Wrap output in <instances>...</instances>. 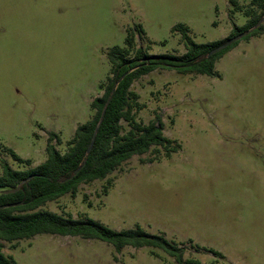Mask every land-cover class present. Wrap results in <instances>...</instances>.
Returning <instances> with one entry per match:
<instances>
[{"label":"rangeland","instance_id":"374dc122","mask_svg":"<svg viewBox=\"0 0 264 264\" xmlns=\"http://www.w3.org/2000/svg\"><path fill=\"white\" fill-rule=\"evenodd\" d=\"M246 8L251 0H237ZM247 18L229 0H0L1 160L26 170L61 153L103 94L107 53L140 25L136 46L181 56L177 24L197 43L227 38ZM215 76L157 70L136 80L139 122L159 118L177 149L134 156L40 209L122 231L140 226L197 264H264V34L215 62ZM127 130V124L122 122ZM13 150L28 164L9 155ZM18 264H179L163 251L42 234L2 242Z\"/></svg>","mask_w":264,"mask_h":264},{"label":"trees","instance_id":"16d2710c","mask_svg":"<svg viewBox=\"0 0 264 264\" xmlns=\"http://www.w3.org/2000/svg\"><path fill=\"white\" fill-rule=\"evenodd\" d=\"M233 12H242L247 18L242 26L233 24L230 35L219 41L197 43L189 34V28L177 24L172 32H178L186 52L176 55H150L136 46L138 33L145 34L140 26L126 30L124 46H114L107 53L109 75L101 85L103 94L91 103L93 118L79 125L67 149L61 153L53 145L56 135L50 133L47 144V159L40 165L26 170H15L1 160L0 174V264H18L3 253L2 242L29 240L37 235L48 234L63 237H79L97 240L111 245L116 252L125 247H148L163 251L179 264H197L183 261L184 250L162 235L146 232L140 226L117 231L90 218L74 219L52 211L40 209L70 193L75 194L81 183L103 181L134 156H141L161 147L166 157L177 149L164 136L159 118L148 124L137 121L136 112L141 109L138 95L131 91L133 83L157 70L175 71L179 74L215 76V62L231 51L242 40L264 34V0H251L243 8L237 0H229ZM253 29V30H251ZM251 30V31H249ZM249 31V32H248ZM244 36L237 42L213 56L208 54L231 38ZM104 112V118L90 153H87L92 137ZM127 124V130L122 125ZM9 155L19 164H28L13 150ZM80 171L74 175L75 171ZM20 186V190L8 193Z\"/></svg>","mask_w":264,"mask_h":264},{"label":"water","instance_id":"95a60500","mask_svg":"<svg viewBox=\"0 0 264 264\" xmlns=\"http://www.w3.org/2000/svg\"><path fill=\"white\" fill-rule=\"evenodd\" d=\"M263 21H264V17H263L262 20L258 23L257 26H259L260 24H262ZM251 30H253V29H251ZM251 30H249V31H251ZM249 31H248V32H249ZM243 36H244V34H242V35H238V36H235V37L231 38V39H230L229 41H227L226 43H224V44L220 45L219 47L213 49V50L208 54V56L210 57V56H213V55L217 54L218 52H220V51L224 50L225 48H227L229 45H231V44H233V43L239 41ZM103 118H104V112H103V114H102V116H101V119H100L98 125H97L96 131H95V133H94V135H93V137H92V140H91V142H90V145H89V148H88V150H87V153H90L91 149L93 148V145H94V142H95V139H96V136H97V132H98V130H99V128H100V125H101V123H102ZM79 171H80V169L76 170L75 173H74V175H76ZM19 190H20V186H19L17 189H15V190H10V191H8V193L17 192V191H19ZM7 207H8V206H2V207H0V209L7 208Z\"/></svg>","mask_w":264,"mask_h":264}]
</instances>
